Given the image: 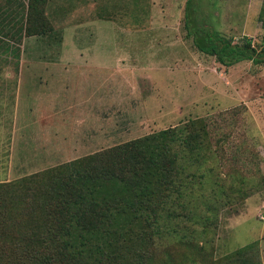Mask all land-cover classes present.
I'll return each instance as SVG.
<instances>
[{
	"label": "rangeland",
	"instance_id": "374dc122",
	"mask_svg": "<svg viewBox=\"0 0 264 264\" xmlns=\"http://www.w3.org/2000/svg\"><path fill=\"white\" fill-rule=\"evenodd\" d=\"M186 2L46 0L45 32L24 36L29 0H0V183L196 123L207 130L201 177L184 202L200 223L171 221L177 232L163 247L133 222V247L148 249L152 264L174 253L179 264H236L235 252L254 243L264 264V64L226 67L197 50ZM203 7L225 35L262 44L264 0Z\"/></svg>",
	"mask_w": 264,
	"mask_h": 264
},
{
	"label": "trees",
	"instance_id": "16d2710c",
	"mask_svg": "<svg viewBox=\"0 0 264 264\" xmlns=\"http://www.w3.org/2000/svg\"><path fill=\"white\" fill-rule=\"evenodd\" d=\"M45 1L29 0L27 13L18 20L21 24L25 18L24 36L45 32L39 9ZM203 3L187 0L185 7V29L196 49L226 67L243 61L263 65L264 38L260 46L248 36L235 41L215 28ZM8 43L5 52L15 54ZM206 133L196 123L165 129L29 181L0 183V264H152L148 249L133 247L140 236L135 240L129 229L133 222L140 225L145 238L156 237L164 247L177 232L171 221L194 222L196 217L200 223L184 200L188 181L200 182L197 166ZM190 166L194 169L188 171ZM13 187L19 196L8 193ZM256 245L235 252V263L262 264ZM164 252L170 251L165 247ZM178 255L165 256L164 263L179 264ZM231 258L228 264H234Z\"/></svg>",
	"mask_w": 264,
	"mask_h": 264
}]
</instances>
